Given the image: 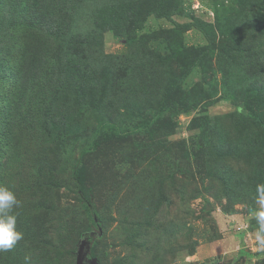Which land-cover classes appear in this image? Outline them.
I'll use <instances>...</instances> for the list:
<instances>
[{
  "label": "rangeland",
  "instance_id": "1",
  "mask_svg": "<svg viewBox=\"0 0 264 264\" xmlns=\"http://www.w3.org/2000/svg\"><path fill=\"white\" fill-rule=\"evenodd\" d=\"M76 164L99 264H264V0H0V264H75Z\"/></svg>",
  "mask_w": 264,
  "mask_h": 264
},
{
  "label": "trees",
  "instance_id": "2",
  "mask_svg": "<svg viewBox=\"0 0 264 264\" xmlns=\"http://www.w3.org/2000/svg\"><path fill=\"white\" fill-rule=\"evenodd\" d=\"M39 1V0H37ZM36 1H34V4ZM35 14V10L32 12V15ZM251 51H242V55L248 60L252 62H256L259 60V58L256 56V50L261 51L262 48L257 46L252 49ZM252 57H255L254 59ZM164 107V104H161V108ZM73 183L75 191L80 198L81 202L84 204L86 210L90 213L92 217V228L87 233H84L83 236L88 238L90 242H93V240L100 235V219L98 218L93 202H92V193L91 188L86 184V176L84 172V167L81 165L76 164L73 171ZM89 256H92V253H89Z\"/></svg>",
  "mask_w": 264,
  "mask_h": 264
},
{
  "label": "water",
  "instance_id": "3",
  "mask_svg": "<svg viewBox=\"0 0 264 264\" xmlns=\"http://www.w3.org/2000/svg\"><path fill=\"white\" fill-rule=\"evenodd\" d=\"M89 247L90 240L86 237L81 238L76 251L75 264H99L95 257L89 256Z\"/></svg>",
  "mask_w": 264,
  "mask_h": 264
}]
</instances>
